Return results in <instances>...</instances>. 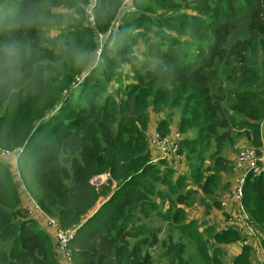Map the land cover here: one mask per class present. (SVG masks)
<instances>
[{
  "label": "trees",
  "instance_id": "1",
  "mask_svg": "<svg viewBox=\"0 0 264 264\" xmlns=\"http://www.w3.org/2000/svg\"><path fill=\"white\" fill-rule=\"evenodd\" d=\"M89 1L0 0V146L11 150L25 147L18 162L28 192L34 195L43 213L57 219L62 228L79 227L69 244L73 264H160L162 261L157 263L151 251L160 244L164 246L161 255L165 260L161 264H191L190 258H194L192 264H225L221 248L240 242L234 226L225 230L229 214L222 212L223 205L216 199L213 203L205 201V213H196L198 218L190 219L187 202L199 194L215 195L224 173L232 174L230 154L225 155L224 148L221 149L225 137L230 138L228 131L223 132L220 149L212 147L204 139L206 130L216 125L206 127L203 118L224 115L225 97L218 91L224 85H233L228 81L232 77L222 79L215 69L217 64L231 54L238 57L244 76L241 84L246 85L251 73L247 55L257 48L264 55V0H242L247 11L250 10L244 27L247 37L236 39L231 54L226 49L233 33L229 14L225 11V1L218 0L222 4L217 3L216 8L223 10L226 21L218 19L209 23L213 43L208 48L190 43L191 49L198 53L187 57V65L180 64L175 48L179 41L189 44L183 31L188 20L208 24L204 17L188 11H195L189 5L200 0H134L137 11L126 14L119 30L110 35L127 51L133 47V41H126L129 30L138 25L153 29L155 26L150 21L155 17L153 12L157 6L173 11L165 14L160 9L157 17L163 15V19L156 24L157 30L153 29L154 41L151 39L155 45L147 47L145 43V60L135 59L145 71L134 75L136 81L128 84L120 100L107 88L120 66L107 48L108 41L98 65L90 71L89 67L97 50L95 35L107 33L117 19L122 0H98L94 28L87 24L83 13ZM59 7L69 9L67 16L78 18L74 29L68 28L66 34L54 39L60 38L59 49L47 48L41 45L44 40L39 37L43 30L39 13L44 10V17L53 18L58 14L51 13V9ZM166 40H172L170 46L167 51H161V42ZM72 60L75 69L69 62ZM145 63H154V66L144 67ZM237 70L233 68V74ZM214 79L219 81L217 91H214ZM180 85L196 87V91L186 95L184 105ZM162 86L169 89L170 102L154 97L156 89ZM251 99L255 96L249 94ZM174 100L181 102L176 106L180 111L183 108L182 113L173 112L169 116L168 102L172 107ZM193 102L199 103L196 109H188ZM150 104L157 111L168 110V116L166 112L157 127L162 135L168 133L174 119L178 120L179 129L191 127L199 133L198 139L192 138L189 145H193V152L203 150V159L209 154L204 167L191 168L198 164V154L190 161L185 158L189 172L185 168L175 174L166 170L169 167L163 161L156 164L147 139ZM249 109L240 110L236 126L244 130L251 147L262 155V110ZM220 125L229 128L224 117ZM149 173H155L156 178L150 180ZM101 175L109 178L98 188L92 179ZM194 180L200 189L193 186ZM18 181L0 158V264H61L55 230L53 233L42 230L33 217L35 211L31 213L23 207ZM164 185L183 190L174 193L166 213L159 204L165 196L161 189ZM98 203L99 208L90 214ZM242 205L253 219L264 249V173L247 177ZM212 208L226 217L221 232H216L214 221H210L214 217L209 215ZM152 212L156 219L162 216L169 230L178 236L176 240L172 238L167 243L150 220L144 223L143 216L149 218ZM236 214L237 211L230 217ZM206 216L210 217L209 222L201 219ZM188 244L192 251L187 250ZM255 249L260 247H244L233 264H252L251 252Z\"/></svg>",
  "mask_w": 264,
  "mask_h": 264
},
{
  "label": "rangeland",
  "instance_id": "2",
  "mask_svg": "<svg viewBox=\"0 0 264 264\" xmlns=\"http://www.w3.org/2000/svg\"><path fill=\"white\" fill-rule=\"evenodd\" d=\"M188 1L190 2V0ZM188 1H187V5H189ZM223 1H225L224 4H226L225 11L229 14L230 25L232 27V32H233L232 38L229 39L227 46H226L227 52L231 54L232 47L237 42L236 39L239 37H241L242 39H245L247 37L244 27H245V24L247 23L248 14L250 10L249 12L247 11V8L244 6V4H242L243 3L242 0H223ZM217 3L222 4L218 0H200L198 4L189 5L190 8H193L196 10L195 11L188 10V11H190V13H193L194 15L199 14L200 17H204V19L208 21V24L203 25L202 23H198L197 19L188 20L189 22L185 25L183 31L186 33V39H188L187 41L189 44L188 46H186L185 45L186 43L181 44V41H179L177 42L178 45L175 48V53L178 55L180 64L187 65L189 62V59L187 57L196 56L198 53L191 49V47L189 46L190 43L199 44V46L203 47V49L208 48L210 44L213 43L212 41L213 29L212 27L209 26L210 25L209 23L214 22L218 19H220L221 21H226V18L223 16V10L216 8ZM157 8L158 9L155 12H153L155 13V17L153 18L152 21H150L151 25L155 26L153 28L155 30H157L156 24L157 23L159 24L161 20L163 19V15H161L159 18L157 17L158 13L160 12V9H163L165 14L173 11V10H169L170 9L169 7L160 8L159 6H157ZM216 9L218 10L219 14ZM59 10H61V7H59ZM67 11H69V9H67ZM67 11L62 10L60 13H57L56 8H53L51 9V13L58 14L54 16L53 18L50 17L51 15L44 17V14H43L44 10H42L39 13V16L40 15L42 16V22H43L41 26L43 30L40 31L39 37H40V40L41 39L44 40V44H45L44 45L41 41L42 46L47 47V48L49 47L55 48L57 46V49H59L62 45L58 42L60 38L57 39V41L54 39L59 34H66L67 33L66 30L68 28L74 29V25L76 23L75 19L78 18V16H74L73 18H71L65 14ZM83 13L86 17L85 6L83 7ZM86 22L90 27L92 28L95 27L89 24V22L87 21V17H86ZM145 29H148V30L146 31ZM153 29L150 30L149 26L142 27L138 25L136 28L129 30V32L126 33V38H127L126 41L128 43L133 41V47L129 51H127V49H125L123 46L117 44L115 38L112 39L113 38L112 36L108 37L107 38L108 40H105V37L102 38L101 36L95 35V40L97 43V50L94 53V58L91 59V66L89 67V71L91 70L92 67H95V65H98L99 61L102 59L101 51H103V49L106 47V41H108L107 48L113 52V54L119 61L120 66L118 70L116 71L115 75L113 76V78L109 80L107 88L109 89L111 93H113L117 97L118 100L123 98L128 84L136 81V78H134V75L143 74L145 71L144 68L142 69L141 63L139 61H135V59L145 60V52H146L145 43L147 47L151 45H155V43H151V39L152 40L155 39V32ZM148 37H151V38H148ZM199 40L204 41V43L199 42ZM171 41L172 40H166V43L161 42V46H162L161 51H167L168 47L170 46ZM160 58L164 62L163 56ZM69 62L72 63L73 68L75 69L74 60L69 61ZM240 62L241 61L238 57L231 54L227 56L226 60L223 63L217 64L215 69H217L222 79L227 80L228 77H232V79H229L228 81L232 82L233 85L231 87L224 85L223 88L218 91V93L221 96L225 97V101L222 104L223 109H224V115L218 116L216 118H212L209 115H206L203 118V122L206 127H209L208 125H212V124L216 125L215 128L206 130V138L204 139V141L205 142L208 141L212 145V147L214 148L217 147L218 149H220V143L222 139L224 138L223 132L228 131L230 138L225 137L224 145L221 149L224 148L223 152H225V155L227 153L230 154L229 158L232 163L234 162L235 158L237 157L238 153L241 150L246 149V148H252L251 143L247 140V138L244 135V130L236 126V123H238V119H240V110H242L243 108L244 109H249L253 107L260 108L262 110L261 111V116H262L261 123L262 122L264 123V55H263V52L260 48H257L247 55V65L250 67L251 73H250V76L248 77L250 82H247L246 85L241 84V81L244 80V76L242 74L243 68L240 65ZM145 64L146 65L144 67L154 66V63H149L148 65L147 63ZM112 67H113V62H111V68ZM233 68L238 69L236 73L234 74L232 72ZM213 83H215L214 91H217L220 87L219 81L214 79ZM179 87H180V94L183 95V105H184L186 95L190 94L192 91H196V87L194 86L190 87V86H185V85H180ZM156 90L158 91L156 92L157 95L154 96L155 98L160 99V100L168 99L170 102L171 97L167 95L169 91L168 88L162 86ZM249 94H251L252 97L255 96V99H251V101H249ZM194 97L197 98V96H194ZM179 98H181V96L177 97V99ZM169 102H168L169 116L172 115L173 112L182 113L183 108L180 111L179 108L176 106L177 104L181 102L176 103L174 100L172 107H169ZM159 104L162 105L161 103ZM198 104L199 103L197 102L190 103L188 105V109L190 110L196 109ZM192 105H195V106H192ZM163 109L165 108L163 107ZM165 110L168 116V110L167 109ZM166 112L157 111L152 106V104H150V107L147 112L148 118H149V128L147 129V139L149 141V144L151 145L150 152L153 151V153L155 154V158H157L156 164H158L160 161H163L164 163H166L165 167L167 166L169 167V169L166 168V170L175 172V174L177 172H182L185 168L187 169V172H189V167H188V164L185 158H187L190 161L194 159L193 157L196 154H198L200 157L199 162L198 164L195 163L194 164L195 166H192L191 168L193 169V167L195 168L198 165H202L204 167L205 163L208 161L209 154H206L207 157L203 159L202 158V155L204 154L203 150L196 149L193 152L192 151L193 145L192 144L189 145V141L192 138L198 139L199 137V133L194 128L190 127L188 129H185V128L181 129L180 127L179 129L178 120L174 119L173 122H176V123L172 122L171 124L172 127L171 129L168 130V133L162 135L157 129L158 125L153 124V120L157 122V117H160L161 120L164 119L166 117ZM150 114H153L152 116L153 120H151ZM223 117L228 120L229 128H225L220 125ZM153 133L159 134L160 137L163 139L164 138H174L176 135H180V138L178 139V142H177L176 153L169 154L168 156H163L159 152L154 150L152 148L154 146L150 142V139ZM236 147H237V151H236ZM234 154L236 155L234 156ZM12 160H14V163H15V158H12ZM13 168H15L16 170H19V163H15L13 165ZM230 170H232V173L236 172L235 170H233V166H231ZM186 175L187 174H185V176ZM224 175L226 176V178H228V176H230L231 174L229 172V173H224ZM18 176H19L18 183L21 186L23 197H25L26 195L31 197L27 188L21 181L22 179L21 173ZM178 177H184V176L180 175ZM108 178H109V175L96 176L92 179V183L96 187L100 188L104 183L107 182ZM152 178H156L155 173L150 174V180ZM236 180H237V177H236ZM221 183H222V180H221ZM186 185H187V182H186ZM235 185H236V181H235ZM193 186H197L198 189H200L199 185L195 183V180H194ZM227 186L228 184H224V185H220V187H217L215 189V195L213 196H209V195L204 196L202 194H199V195H196L195 198H191L187 202L189 203V205L187 206L188 215L190 214L196 215V213H201L202 211L205 213L204 202L206 201L207 203H210V202L213 203L214 200L216 201L218 197L222 196L221 194H224L228 190ZM161 189L165 192V196L163 200L160 201L159 204H161V209L164 211V213H166L168 203L172 202V200L175 197L174 193L176 191H183V190L182 188L172 189L170 186H167V185H164ZM155 190L157 189L155 188ZM34 194H35V191H34ZM32 197H34L33 194H32ZM153 199L155 200V197ZM100 200H103V198H101ZM98 205L100 206L99 203L97 204V206ZM209 211H210L209 212L210 214L209 213L208 214L212 215L211 212L217 211V210H214L212 208ZM153 213L154 212H152L151 214ZM160 217L162 219V216ZM161 219L160 218L156 219L155 214H153V216L150 215L149 218H147L146 216H143L144 223H147V221L150 220L149 223L156 229L160 230V233H159L160 238L165 239L167 243L168 241L172 240V238L176 240L178 236L173 235L172 230H169L168 224L163 219L162 220ZM256 232L258 234L257 230ZM187 247H188L187 249L188 251H192L189 244L187 245ZM163 249H164V246L160 244L156 248L151 250L157 263L161 261H162L161 263H163L165 261L164 258L162 260L163 254L161 255ZM190 259L194 261V258H190ZM191 260H190V263L192 264Z\"/></svg>",
  "mask_w": 264,
  "mask_h": 264
},
{
  "label": "built area",
  "instance_id": "3",
  "mask_svg": "<svg viewBox=\"0 0 264 264\" xmlns=\"http://www.w3.org/2000/svg\"><path fill=\"white\" fill-rule=\"evenodd\" d=\"M98 0H90L89 4L85 7V13L88 22L95 26V7ZM137 11V7L134 4V0H122V4L118 10L117 19H115L109 30L105 35H100L102 38L110 37V35L119 30L121 25V19L126 14H131ZM180 135H176L174 138H161L159 134L153 133L150 142L154 146L153 148L163 156H168L169 154H175L177 151V142ZM149 142V141H148ZM25 147H20L14 150L2 148L0 146V158L7 160L15 158V163H19L20 157L24 154ZM233 168L238 173L235 188L232 192V198L237 203L239 209H237V214L235 216L228 217L225 230L234 226L240 234V242L243 247H261V239L259 238L256 230L254 229V221L246 213L244 206L242 205V200L244 197V186L246 179L249 176H258L264 173V158L262 155L258 154L256 148H246L241 150L233 162ZM22 181V179H21ZM224 206L225 204L222 203ZM31 213L33 211H41V207L36 203L32 209L29 210ZM48 219V224L55 230V237L58 240L59 249L66 259V264H73V259L69 251V244L76 236L79 227H74L72 229L62 228L57 219L49 217L45 214Z\"/></svg>",
  "mask_w": 264,
  "mask_h": 264
},
{
  "label": "crops",
  "instance_id": "4",
  "mask_svg": "<svg viewBox=\"0 0 264 264\" xmlns=\"http://www.w3.org/2000/svg\"><path fill=\"white\" fill-rule=\"evenodd\" d=\"M62 10H63L62 8H61V10H59V8H56L57 13H60ZM100 35L101 34H99V33L97 34V36H100ZM152 113H153V111H152ZM150 116H151V120H153V117H152L153 114H150ZM160 121H161V118L157 117V122L153 120V124H157L158 125ZM261 132H262V142H263V147L261 149V154H262V156L264 158V123L262 124ZM2 163L4 165H6L8 168L11 169V171L14 174V176L18 180V178H19L18 175H20V172H19V170H16L15 168H13V165L15 164L14 160H12V159H7V160L2 159ZM237 176H238V174L235 172V173H232L230 176H228V178H226L225 175L222 177L221 185L228 184V186H227L228 190L224 194H221L222 195L221 197H218V201L220 202V205H222V203L225 204L223 207L221 206V208H223L222 212L226 213L227 215L228 214L230 215L231 213H235L237 211V209H238V207L236 205V202L232 198V191L234 190L235 181H236V177ZM35 199L36 198L32 197V195H31V197L26 195L25 197H23V207L25 209H32L33 206L37 203V201ZM100 201H102V200H100ZM222 212L213 211L211 213L214 215V217H212L210 219L209 216H206L205 218L202 217L201 219H205V221L207 220L208 222H209V219H210L211 222L214 221V224H215V227H216V230H217L216 232H221V231H223L224 223L226 222V219H225L226 217L225 218L223 217ZM202 213H203V211L200 214H202ZM33 217L36 219L39 227L42 230H44V231H46L48 233H53L54 229L51 228L48 225V219H47L46 215L43 212L35 211L33 213ZM189 217H190V219H196V218H198V215L190 214ZM243 248L244 247L242 246V244L239 241L234 242V243H232L230 245H226L225 247H222L221 249H222V251L224 253V255H223L224 263L225 264H233V262L235 261L237 256H239L242 253ZM56 251H57V256H58L61 264H64V262H65L64 255L59 251L58 248H57ZM250 261H251L252 264H264V249L263 248H262V250L255 249L254 251H252L251 252Z\"/></svg>",
  "mask_w": 264,
  "mask_h": 264
},
{
  "label": "water",
  "instance_id": "5",
  "mask_svg": "<svg viewBox=\"0 0 264 264\" xmlns=\"http://www.w3.org/2000/svg\"><path fill=\"white\" fill-rule=\"evenodd\" d=\"M80 80V79H79ZM99 208V205L98 206H96L95 208H94V210L91 212V214L92 213H94V212H96V210Z\"/></svg>",
  "mask_w": 264,
  "mask_h": 264
}]
</instances>
